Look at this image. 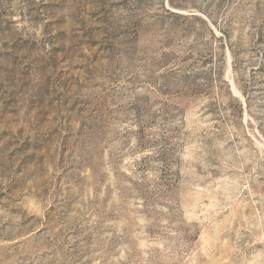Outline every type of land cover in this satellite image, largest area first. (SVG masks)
<instances>
[{
	"label": "rangeland",
	"instance_id": "obj_1",
	"mask_svg": "<svg viewBox=\"0 0 264 264\" xmlns=\"http://www.w3.org/2000/svg\"><path fill=\"white\" fill-rule=\"evenodd\" d=\"M0 0V264H264V0Z\"/></svg>",
	"mask_w": 264,
	"mask_h": 264
},
{
	"label": "trees",
	"instance_id": "obj_2",
	"mask_svg": "<svg viewBox=\"0 0 264 264\" xmlns=\"http://www.w3.org/2000/svg\"><path fill=\"white\" fill-rule=\"evenodd\" d=\"M170 4H171L172 6H178V5L176 4L175 0H170Z\"/></svg>",
	"mask_w": 264,
	"mask_h": 264
}]
</instances>
